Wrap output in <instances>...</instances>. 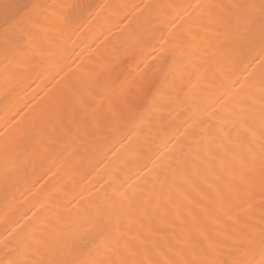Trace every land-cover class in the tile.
Instances as JSON below:
<instances>
[{"label": "bare ground", "instance_id": "6f19581e", "mask_svg": "<svg viewBox=\"0 0 264 264\" xmlns=\"http://www.w3.org/2000/svg\"><path fill=\"white\" fill-rule=\"evenodd\" d=\"M0 264H264V0H0Z\"/></svg>", "mask_w": 264, "mask_h": 264}, {"label": "snow or ice", "instance_id": "6c2138e0", "mask_svg": "<svg viewBox=\"0 0 264 264\" xmlns=\"http://www.w3.org/2000/svg\"><path fill=\"white\" fill-rule=\"evenodd\" d=\"M94 96H99L100 100H83L81 101V113L83 121H87L91 116L98 117L101 109H107L108 112H115L121 109L122 105H130L134 103L133 100L121 94L120 96L113 97V95H105L103 92L94 93ZM91 110V111H90ZM74 123L79 124L80 120L74 118ZM71 131V128L68 129Z\"/></svg>", "mask_w": 264, "mask_h": 264}]
</instances>
